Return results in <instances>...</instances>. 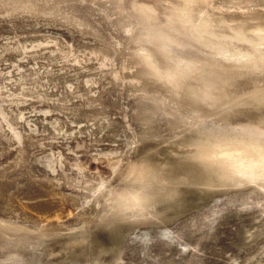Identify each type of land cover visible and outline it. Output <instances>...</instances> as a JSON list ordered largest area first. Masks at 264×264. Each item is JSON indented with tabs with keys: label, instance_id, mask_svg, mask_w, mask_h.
Segmentation results:
<instances>
[{
	"label": "rangeland",
	"instance_id": "374dc122",
	"mask_svg": "<svg viewBox=\"0 0 264 264\" xmlns=\"http://www.w3.org/2000/svg\"><path fill=\"white\" fill-rule=\"evenodd\" d=\"M0 264H264V0H0Z\"/></svg>",
	"mask_w": 264,
	"mask_h": 264
}]
</instances>
